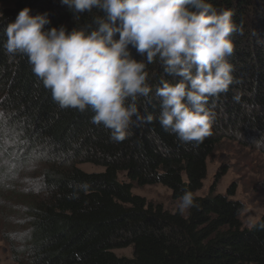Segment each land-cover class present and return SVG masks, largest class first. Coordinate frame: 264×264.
<instances>
[{"label": "trees", "instance_id": "16d2710c", "mask_svg": "<svg viewBox=\"0 0 264 264\" xmlns=\"http://www.w3.org/2000/svg\"><path fill=\"white\" fill-rule=\"evenodd\" d=\"M207 2L232 13L234 50L226 59L233 83L209 98L211 135L185 143L159 122L155 90L161 81H175L135 49L152 88L136 104L152 121L134 116L126 138L116 142L109 129L91 122L90 108L61 109L28 58L10 57L3 47L7 25L25 7L31 15L48 14L46 30L69 32L91 30L102 12L74 17L62 0H0L10 4L0 9V235L15 264H264V213L250 229L242 227L244 205L230 200L235 186L225 195L214 192L224 171L215 174L208 195L196 196L207 159L223 141L264 139V0ZM2 139L11 143L2 146ZM80 164L103 172L85 173ZM120 173L127 183L118 181ZM155 185L176 201L191 191L196 207L182 216L132 193L134 186ZM126 248L131 258L113 253Z\"/></svg>", "mask_w": 264, "mask_h": 264}, {"label": "clouds", "instance_id": "9594fccd", "mask_svg": "<svg viewBox=\"0 0 264 264\" xmlns=\"http://www.w3.org/2000/svg\"><path fill=\"white\" fill-rule=\"evenodd\" d=\"M77 14L98 9L91 30L64 26L45 29L47 13L31 15L21 9L5 29L3 47L10 57L28 58L31 71L49 89L61 108H90L91 122L103 125L116 142L126 138L135 116L136 101L148 97L146 64L133 57L135 49L147 64L159 62L173 82L161 81L159 122L185 143L202 142L211 135L213 112L209 98L233 83V67L226 57L233 53L229 38L236 31L232 13L207 0H62ZM4 115L0 112V117ZM264 147V139L254 141ZM196 207L185 190L179 197L182 214Z\"/></svg>", "mask_w": 264, "mask_h": 264}, {"label": "rangeland", "instance_id": "374dc122", "mask_svg": "<svg viewBox=\"0 0 264 264\" xmlns=\"http://www.w3.org/2000/svg\"><path fill=\"white\" fill-rule=\"evenodd\" d=\"M7 7H10V4H0V9ZM10 143L6 139L1 141L2 146ZM35 166V164L31 165L32 171ZM206 167V178L196 196L208 195L215 174L224 171L214 192L225 195L232 184L235 186V193L230 200L239 201L244 205L240 220L243 228L250 229L264 213V147L257 148L254 140H245L243 144L239 141H223L207 159ZM77 168L85 173L103 172V169L90 164H80ZM117 179L119 182L127 183L122 173L117 175ZM30 189L34 192L38 191L37 184L33 183ZM132 193L144 198L148 203L160 205L165 211L180 213L178 211L179 201L173 200L170 191L160 185L134 186ZM181 215L185 216L186 211ZM2 239L0 235V264H15L10 257L7 244ZM113 253L117 257H132L131 248L115 250Z\"/></svg>", "mask_w": 264, "mask_h": 264}]
</instances>
